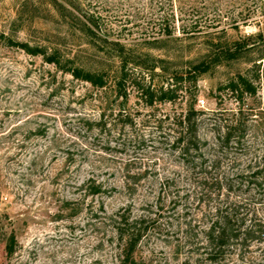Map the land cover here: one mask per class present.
Here are the masks:
<instances>
[{"label":"rangeland","instance_id":"374dc122","mask_svg":"<svg viewBox=\"0 0 264 264\" xmlns=\"http://www.w3.org/2000/svg\"><path fill=\"white\" fill-rule=\"evenodd\" d=\"M0 33L108 80L0 36V264H122V218L140 264H195L230 204L264 230V0H0ZM191 106L203 165L173 146ZM218 264H264V234Z\"/></svg>","mask_w":264,"mask_h":264},{"label":"trees","instance_id":"16d2710c","mask_svg":"<svg viewBox=\"0 0 264 264\" xmlns=\"http://www.w3.org/2000/svg\"><path fill=\"white\" fill-rule=\"evenodd\" d=\"M0 36L10 44L23 48L26 52L32 54H42L44 59L49 63H54L64 71L69 72L74 78H78L91 83L94 86L103 87L107 84V77L105 72L90 71L80 66H77L73 61L67 60L65 63L64 55L60 50L55 49L49 52L42 47H34L26 42L13 40L4 33H0ZM232 57V55H231ZM198 73H202L207 70L205 63L198 64L196 66ZM125 74L116 81L117 91L121 94H125L124 81ZM240 81L244 86H250L247 78L240 77ZM228 86H235L234 81L228 83ZM159 93L160 99L163 101L171 100L174 98V91L167 87L160 90H149L148 94L153 103V97L155 93ZM200 112L191 106L184 114L179 116L178 121H175L179 127L178 133L173 141V146L178 148L182 158L189 162L194 159L200 160V165L205 164L206 159L202 153L203 141L199 135V116ZM237 125L228 127L226 133H224V140L228 141L233 133L232 130L237 128ZM264 174V165L262 168L253 175L259 177L260 174ZM260 184V183H259ZM98 186L94 187V192H98ZM240 212V205L230 204L224 206H217L214 213V217L204 231L206 245L203 251L204 257L197 259L195 264H218L223 260H226L228 256L234 251L236 247H248L251 242L256 238H261L264 234V230L261 228H254L251 225H246V217ZM146 220L144 218L138 220H130L129 218H122L119 220L116 233L121 244H123V261L122 264H140L134 257V252L144 236L145 230L148 226L145 225Z\"/></svg>","mask_w":264,"mask_h":264}]
</instances>
